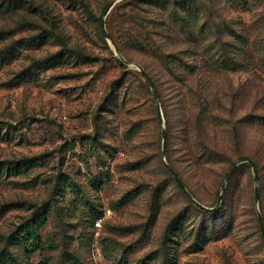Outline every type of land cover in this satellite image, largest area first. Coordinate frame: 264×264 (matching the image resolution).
<instances>
[{
	"label": "rangeland",
	"instance_id": "374dc122",
	"mask_svg": "<svg viewBox=\"0 0 264 264\" xmlns=\"http://www.w3.org/2000/svg\"><path fill=\"white\" fill-rule=\"evenodd\" d=\"M258 217L264 0H0V264H264Z\"/></svg>",
	"mask_w": 264,
	"mask_h": 264
},
{
	"label": "water",
	"instance_id": "95a60500",
	"mask_svg": "<svg viewBox=\"0 0 264 264\" xmlns=\"http://www.w3.org/2000/svg\"><path fill=\"white\" fill-rule=\"evenodd\" d=\"M146 80H147V82L150 84V80L148 79V78H146ZM154 97H155V94H154ZM249 163H250V165H251V167H252V169H253V172H254V183H257V180H258V175H257V171H256V168H255V165L252 163V161H248ZM167 169L173 174V172H172V170L171 169H169L168 167H167ZM174 175V174H173ZM175 179L177 180V183H178V185L180 186V188L184 191V192H186V189L184 188V186H183V184L177 179V177L175 176ZM254 200H255V202H257V188L255 187V198H254ZM258 221H259V226H260V229H261V231H262V233H264V231H263V227H262V225H261V220H260V218L258 217Z\"/></svg>",
	"mask_w": 264,
	"mask_h": 264
},
{
	"label": "built area",
	"instance_id": "2783aa9c",
	"mask_svg": "<svg viewBox=\"0 0 264 264\" xmlns=\"http://www.w3.org/2000/svg\"><path fill=\"white\" fill-rule=\"evenodd\" d=\"M100 225H101V219H98V220H96V221L94 222V226H95L96 228H99Z\"/></svg>",
	"mask_w": 264,
	"mask_h": 264
},
{
	"label": "trees",
	"instance_id": "16d2710c",
	"mask_svg": "<svg viewBox=\"0 0 264 264\" xmlns=\"http://www.w3.org/2000/svg\"><path fill=\"white\" fill-rule=\"evenodd\" d=\"M6 1V0H5Z\"/></svg>",
	"mask_w": 264,
	"mask_h": 264
}]
</instances>
